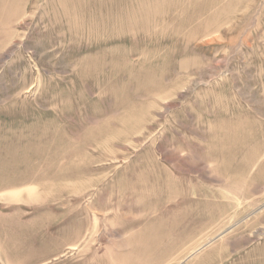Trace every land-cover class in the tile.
<instances>
[{
    "label": "rangeland",
    "instance_id": "rangeland-1",
    "mask_svg": "<svg viewBox=\"0 0 264 264\" xmlns=\"http://www.w3.org/2000/svg\"><path fill=\"white\" fill-rule=\"evenodd\" d=\"M250 136L264 0H0V264L199 261Z\"/></svg>",
    "mask_w": 264,
    "mask_h": 264
},
{
    "label": "crops",
    "instance_id": "crops-1",
    "mask_svg": "<svg viewBox=\"0 0 264 264\" xmlns=\"http://www.w3.org/2000/svg\"><path fill=\"white\" fill-rule=\"evenodd\" d=\"M249 138L250 143L256 144V148L250 150V158L245 164L249 166V175H241L240 181L227 188L233 192V208L238 206L235 198H248V210L244 211L246 206L239 205L240 211L233 212L238 216L232 226L224 228L215 244L212 241L204 245L200 252L205 254L193 264H264V138ZM228 209L230 198L223 196L221 199L218 192V212L225 214ZM230 232L235 233L232 239L226 238Z\"/></svg>",
    "mask_w": 264,
    "mask_h": 264
}]
</instances>
